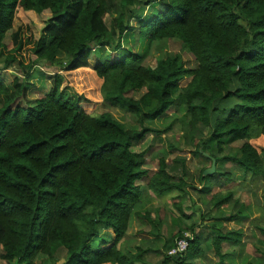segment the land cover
<instances>
[{
    "label": "trees",
    "instance_id": "1",
    "mask_svg": "<svg viewBox=\"0 0 264 264\" xmlns=\"http://www.w3.org/2000/svg\"><path fill=\"white\" fill-rule=\"evenodd\" d=\"M149 5L141 20L142 0H0L5 68L17 65L28 78L40 64L60 70L47 75L46 95L24 105L16 100L28 85L3 94L0 81L1 260L150 264L147 253L161 255L146 246L134 253L122 248L131 218L150 219L138 211L143 199L138 182L148 171L145 152L134 147L157 134L150 123L181 108L186 143L196 144L195 156L215 160L219 181L215 175L204 177L205 170L192 175L183 159L169 164L160 157L144 189L157 198L177 192L174 201L181 202L189 197L190 184L207 182L196 189L197 202L219 212L209 238L216 264H231V251L243 246L242 234L221 223L236 218L221 208L242 209L240 202L232 191H212L230 182L223 169L227 164L250 182L264 181V0H154ZM26 13L44 20L39 36L25 25L17 46L5 53L6 34ZM114 15L112 36L105 21ZM137 19L134 42L177 40L195 67H186L179 55L146 61L143 51L127 48L125 56L91 66L89 61L106 52V45L115 43V52L124 47L119 40L134 32L130 22ZM103 106L118 107L137 126L126 128ZM237 142L241 145L234 147ZM175 209L188 218L180 205ZM194 230L187 263L203 255L208 241ZM260 232L264 237V229ZM182 233H176L166 252ZM225 245L229 251H223ZM166 252L156 264L182 260Z\"/></svg>",
    "mask_w": 264,
    "mask_h": 264
},
{
    "label": "rangeland",
    "instance_id": "2",
    "mask_svg": "<svg viewBox=\"0 0 264 264\" xmlns=\"http://www.w3.org/2000/svg\"><path fill=\"white\" fill-rule=\"evenodd\" d=\"M152 1L154 0H142L144 10L139 13L141 20L144 19V16H148V12L146 11H148L151 7L149 3ZM114 17L115 15L111 18L108 17L105 21L112 36L115 35ZM140 19L130 22V26L134 29V32H127V34H125V38L119 40V44L124 45V47L121 46L122 48L118 50V52L116 51V53L115 43L106 45V52H100L102 55H100L97 60H90V65L94 66L108 58H120L125 56L127 54V50H125V48H127L134 53L143 51L147 59L146 61L164 59L168 55H179L184 61L186 67H195L196 63L193 56L188 53L177 40H167L159 43H149L148 41H143L142 45L139 42H134V40L138 37L137 27L141 21ZM43 21V19H40L33 13H26L25 16H17L12 30L6 34L3 41V44H5L6 47L4 52L7 53L17 46L19 42L18 40H20V36L18 38V33H20L22 27L25 25H28L31 28L35 34V38H37L39 36L40 29L44 26ZM127 36L129 37V40H126ZM5 55L6 54H1L0 49V81L5 85L3 94H10L14 91L16 85L25 83L28 85V88L24 89L23 93L16 100L17 104L21 103L24 105L29 101L42 98L46 95L50 87L49 81L46 78L47 75H51L56 71L59 72L60 70L56 67H48L45 64H40L39 66H35L33 73L29 74L30 77L28 78L24 74L23 70L17 65L5 68ZM61 57L64 58V56ZM61 73L65 78V74H63V72ZM17 80H19V82L16 83ZM64 83L66 84V79ZM68 90L73 92L70 87H68ZM94 93L95 92L92 90L91 95L93 97ZM139 95L140 94L137 95V98H139ZM128 96L135 97L136 95L130 93ZM103 108L104 111L110 113L116 120L124 123L126 128L131 129L137 126L131 115L125 113L118 107L103 106ZM184 119V109L181 108L180 112L176 115L171 112L150 123L149 125L157 132V134L154 133L148 135L147 138L139 144V146L134 147L135 151L145 152L146 162L143 168L148 171V175L138 182V184L142 186L143 195L142 203L140 204L138 211L142 215H147L150 219L138 217L131 218L127 230L129 234H127L128 237L125 238V243L129 247L135 248L137 245H150L163 253L164 256L167 247L171 246L176 233H190V230L193 227H195L194 231L199 230L207 233L208 229L205 227L213 224L214 222L205 221V218L210 216L215 219V222L217 221L218 214L215 213V210L208 213V209H205L197 203L198 195L194 194L190 188H187V191L188 193L191 192L192 198L189 196L181 202L174 201L177 192H172L164 197L157 198L148 194L146 189H144V187L148 184L152 173L157 170L160 157L165 158L169 164H171L175 159H183L186 169L194 176H197L201 170L210 168V162L202 157L195 156L194 150L196 149V144L191 145L186 143V140L183 137ZM239 145H241V142L233 144L234 147H238ZM261 158L264 164V151ZM172 167L179 169L181 166L172 165ZM220 169L222 168L220 167ZM223 169L225 172L230 173L228 175L231 176V180L224 189L213 190L212 194L215 195L218 193H227L232 191L233 199H237L242 206V209H235L231 206V204H227L222 207L221 211H223V213L227 215L231 213L236 214L238 216L237 221H239V223H224V229L241 231L243 233L244 243L242 256L246 257L245 259H250V261L254 264H264V237L260 232L261 229H264V181L262 182L261 180H258L250 182L249 176L244 178L241 171L231 166V164L225 165ZM216 171L217 168L214 175L216 174ZM215 179L219 181L217 175H215ZM190 185H192L191 187H199V185L195 184ZM203 198L204 201H208L207 197ZM176 205H180L183 210V214L188 216L187 219L182 217V213L180 214V212L175 209ZM224 247H227L226 249H223L224 252L229 251L227 245ZM203 249H205V247H203ZM234 251L237 252L238 247H235ZM145 257L151 262L155 261L156 258L153 256V253L152 255L147 253ZM159 259L161 260V257H159ZM216 260L217 259H215V261ZM42 261L43 264H51L44 257L37 259L39 264L42 263ZM60 261L57 262V264H60ZM0 264H16V262L13 261L8 263L0 259Z\"/></svg>",
    "mask_w": 264,
    "mask_h": 264
},
{
    "label": "crops",
    "instance_id": "3",
    "mask_svg": "<svg viewBox=\"0 0 264 264\" xmlns=\"http://www.w3.org/2000/svg\"><path fill=\"white\" fill-rule=\"evenodd\" d=\"M231 166H232V165H231ZM228 173H229V172H228ZM229 174H230V173H229ZM229 177H230V180H231V176H230V175H229ZM195 185H199V187H191V186H189L188 188H190L191 191H192L194 194L197 195V194H198V191H196V189H197V190H200L204 185H205V186L207 185V182H204V183H202V184L196 183ZM193 188H195V189H193ZM187 190H188V189H186V191H187ZM187 193H188V191H187ZM188 195L190 196V198H192V197H191V192H189ZM197 203H198V202H197ZM202 207H203V206H202ZM205 209H206V208H205ZM221 209H222V208H221ZM214 210H215V213L218 214V216H219V212H217L215 208H210V209H208L207 212L209 213L210 211H214ZM231 214H232V213H231ZM231 214H228V215H231ZM233 215H235V217H236L234 220L227 221V222H221V223H222V224H224V223H228V222L239 223V221H237V220H238V216H237L236 214H233ZM209 218L212 219V220H209ZM205 219H206L205 221H210V222H212V223H213V222H214V223L217 222V221L215 222V221H214V218H213V217H210V216H208V217L205 218ZM211 225H213V224H211ZM211 225L205 227L206 229H208L207 233L201 232V231H199V230H196V231H195V232H199V233H201V235H202L203 237H207V238H208V241H207L206 246H203V247H205V249H203V247H202V249L204 250V253H203L202 256H200L198 259H196L195 261H193V262H191V263H187L188 261H192V260H189V258H187V255L184 254V255H182V256H178V257H181L183 261L180 260V263H174V261H170L169 264H216V261H215L216 258L214 257V253H212V248L209 249V238H210V234H211ZM223 227H224V225H223ZM227 231H229V230H227ZM231 231H237V233H241V234H242V240H241V243H242V245H243V246H238V251H237V252H235L234 250L231 251V264H245L246 262H251L250 259H245L246 257H243V256H242V254H243V249H244L243 233H242L241 231H239V230H233V229H231ZM127 234H129V233L127 232ZM126 237H128V235H127ZM137 247H139V245H137L135 248H134V247H129V246H127L126 243H125V240H124L123 243H122V248H123L124 251H128V252H132V253H134ZM146 247H147L150 251H158L157 249H155V247H151L150 245H147ZM149 254L152 255V253H149ZM185 255H186V256H185ZM153 256L156 257V258H155V261H153V262H151L150 260L146 259L150 264H156V262H161L162 259H163L162 253H161V255H158V254L153 253ZM159 257H161V260L159 259Z\"/></svg>",
    "mask_w": 264,
    "mask_h": 264
},
{
    "label": "built area",
    "instance_id": "4",
    "mask_svg": "<svg viewBox=\"0 0 264 264\" xmlns=\"http://www.w3.org/2000/svg\"><path fill=\"white\" fill-rule=\"evenodd\" d=\"M183 235L175 239L173 246L166 252L170 257L182 256L186 253L189 242L188 239L191 238V234L188 232H183Z\"/></svg>",
    "mask_w": 264,
    "mask_h": 264
},
{
    "label": "water",
    "instance_id": "5",
    "mask_svg": "<svg viewBox=\"0 0 264 264\" xmlns=\"http://www.w3.org/2000/svg\"><path fill=\"white\" fill-rule=\"evenodd\" d=\"M211 161H212V162H211V166H210V168H209V169H206V170L203 172V176H204V177H210V176L214 175V173H215V170H216V163H215V160H214V159H212Z\"/></svg>",
    "mask_w": 264,
    "mask_h": 264
}]
</instances>
